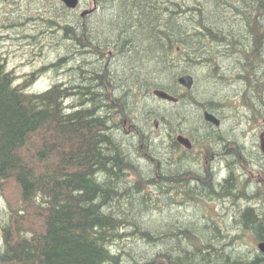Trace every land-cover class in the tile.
<instances>
[{
    "label": "trees",
    "instance_id": "obj_1",
    "mask_svg": "<svg viewBox=\"0 0 264 264\" xmlns=\"http://www.w3.org/2000/svg\"><path fill=\"white\" fill-rule=\"evenodd\" d=\"M94 1L104 11L101 18L93 12L76 25H58L71 39L70 60L85 63L99 57L93 65L86 62L90 68L73 67L75 78L68 83L31 92L32 78L18 82L0 52V194L8 206L1 225L0 264H120L122 253L114 244L128 233L150 245L151 256L137 261L130 255L134 264H264L262 252H237V235L226 240L223 228L204 215H194L203 219L201 225L177 219L155 226L143 219L142 213L152 207L144 189L155 186L165 196L167 182L178 193L184 191L178 184L183 165L170 158L165 172L161 158L152 153L151 135L127 116L124 100L161 88L176 97L183 94L184 106L197 110L221 101L208 91L191 95L177 82L192 62L205 64L211 88L224 82L220 54L210 50L215 45L223 46V55L240 51L245 64L239 53L236 63L245 73H238L252 77L246 84H259L264 79V69L257 72L264 64V0H237V5L212 0L230 7L232 14L221 16H211L201 2L184 8L183 0ZM24 23L20 26L27 30L29 23ZM118 57L124 61L119 74L110 68ZM152 115L147 114L146 124ZM172 121L202 122L188 110L172 114L167 122ZM124 141L133 143L135 155L148 164L147 172L133 161ZM199 173L183 179L186 194L205 197L215 191L218 198H231L236 228L249 229L264 241V206L248 205L250 195L238 191L231 178L220 180L204 169ZM138 195L141 202L133 209ZM239 199L247 202L245 208L237 205ZM127 228L132 231L125 232Z\"/></svg>",
    "mask_w": 264,
    "mask_h": 264
},
{
    "label": "rangeland",
    "instance_id": "obj_2",
    "mask_svg": "<svg viewBox=\"0 0 264 264\" xmlns=\"http://www.w3.org/2000/svg\"><path fill=\"white\" fill-rule=\"evenodd\" d=\"M231 1L236 5L238 3L237 0ZM182 2V7L184 8L185 4L196 6L197 2H201L205 11L208 13L211 12V16L232 14L229 6H223L220 3H212L214 2L212 0H183ZM92 7V0H81L80 7L74 11L70 10L73 8L64 7L60 0H0V52L5 59V66L14 72L16 80H18V82H23L31 77L32 83L28 90L31 92H43L56 82L68 83L70 79H74L75 77L73 76L75 71L73 67L81 66V68H86V62H88V65H91V63L92 65L93 63H98L99 57L96 55L89 57L85 63H83L81 58V61H75L74 59L70 60L69 55L73 52L71 48V39L64 35L62 29H59L60 26L64 25H76L77 19L82 21L80 14L83 9H91ZM102 10L101 7H98L94 11L96 12L95 14L99 13L96 17H102L104 13ZM188 16L189 12H187V15L184 17L187 18ZM50 20L51 23H49ZM24 22L29 23L27 30L22 29V27L24 28ZM16 25H18V27L21 25V29L15 27ZM58 25L60 26L58 27ZM26 35H32L33 37H26ZM212 46L213 45L210 47ZM222 47L223 46L215 45L210 49L211 52L215 53L217 56L220 54V57L218 56L217 58L220 71L225 72V76L238 74L240 71L245 73V68L242 70V67L240 68L236 63L239 53V58L242 61L241 64H245V58L242 56L241 52L239 51L237 53L229 50V54L223 55L222 52L224 49ZM262 57L264 58V55H262ZM59 58L64 59L59 61L60 63H57ZM88 65L87 67L90 68ZM123 65L124 61L119 57L115 58L113 62H110V68L113 73L117 72L119 74V71L122 72ZM187 68L188 73L191 74L195 80V86L193 88L195 93L208 91L211 92L213 96L217 95L216 98H218V96H220V98H225L233 96V88L240 87L243 89L244 86V89L249 90L259 85L257 90L259 92L262 91L264 94V79L259 82V84L253 85L250 84V82L249 84H244L243 82L242 84L227 82L228 79L225 78L223 79L224 82L218 83L215 88H211V86L208 85L210 83V78L208 79V77L211 74L207 73L209 70L205 67L204 63L197 64L196 62H192L189 63ZM263 69L264 64H261L257 68V72L261 74ZM241 74L243 75V73ZM247 77L252 80L251 76ZM207 80L209 83H207ZM118 83L122 84L121 81ZM119 90L120 89H115L114 94H118L117 92H119ZM253 90L255 91V89ZM247 96L250 98L249 95ZM129 97L124 99L125 110L128 112L127 116H132L134 118L133 120L140 127H143L149 132L153 144L151 148L152 153L161 158V144L165 133L164 126L167 122L166 119H161L162 116L170 118L171 115L176 114L178 110L179 112L188 110L192 113H194V110L190 105H185L184 108L181 105L174 108L173 104H167L161 99L154 97L153 94L141 97L140 94L136 93V95L131 94ZM71 101L72 100L69 99L67 105ZM151 111L155 112V115H152V119L149 121L150 123L148 122L146 124L147 114ZM228 113L229 110L226 109L225 114L228 115ZM191 117L192 116H190V118ZM156 118L160 120L155 127L153 126V121ZM115 122H118L117 119ZM228 122L229 120L227 117L225 123ZM124 125H126V123ZM169 125L171 128L177 127V122L172 121V124ZM127 126L128 125H126L125 128H127ZM124 131L126 132V130ZM133 146V143L124 141V148L126 151L132 153L134 157L133 161L139 165L143 172H147L148 164L142 158L135 155ZM130 178L132 180L136 179L134 175H131ZM176 188L177 186H175L173 191L166 193L164 196L157 187H146L144 190L150 193L152 201L150 206L152 207L150 210L142 213L143 219L155 226L177 219L182 222L194 221L197 225L205 223L202 221L203 219L201 220V218L194 216L195 213H197L196 215L198 217L204 215L203 218L205 217L209 220H213L214 223L223 228L226 240H230L234 235H237L238 237H235L236 239H234L233 243V246L235 244L234 248H236L237 252L250 256V254L259 251L257 249V243L259 241L256 240L253 232L244 227L236 228V224L232 217L236 205L235 207H231L229 206L231 204L227 201H223V199V205H221V200H218V197L212 200L210 196L204 197L193 191L188 194L184 193V191L178 193L179 191L177 192ZM183 188L186 189L185 186H183L182 189ZM259 188L263 189L264 184L262 187L260 185ZM209 194L210 193L207 195ZM1 195L2 194H0V233L1 225L7 220L8 211V206L6 205L4 197ZM136 197L138 199H136ZM139 202H141L140 196H135L133 199L135 207L133 206V209L138 208ZM249 203L250 205L256 206L259 202L256 201L253 204V201H251ZM237 205H240L241 208H245L247 202L241 200L237 202ZM124 231L131 232L132 230L127 228ZM125 235L126 236L121 237L120 240H117L114 244V250L122 253L120 254V264H134L133 258L130 257V255L135 257L137 261H141L140 257L142 256H151V252L149 251L150 245L140 239L133 238V235H130V233ZM127 252L131 254H127Z\"/></svg>",
    "mask_w": 264,
    "mask_h": 264
},
{
    "label": "flooded vegetation",
    "instance_id": "obj_3",
    "mask_svg": "<svg viewBox=\"0 0 264 264\" xmlns=\"http://www.w3.org/2000/svg\"><path fill=\"white\" fill-rule=\"evenodd\" d=\"M60 2L66 7L62 1ZM80 4L81 0H79L75 8L70 10H77ZM92 6L91 9H83L80 14L82 19L97 9L94 0H92ZM225 78L228 79H226L227 82L241 84L242 82L246 84V80H248L247 76L240 73L224 76L223 79ZM194 86L195 80L190 89L191 95L195 94L193 91ZM258 86L253 87L255 91L252 88L246 90L244 86L243 89L240 87L233 88V96L231 97H225L218 102L214 100L211 106H204L200 110L192 107L194 113L201 116L202 120V122L195 125L188 121H181L177 124V127L171 128L170 123L166 122L161 144V160L165 165V172L168 173L171 168V165L168 164V160L171 158L173 164L183 165L182 171L178 176V178L182 179L178 183L182 187L186 186L183 179L196 178L200 174L201 169H204L206 173L215 175L220 180L231 178L234 182V187L238 191L244 190L245 193L248 192V195H250L247 201L249 205V202L253 201L254 204L257 201L259 203L256 206H251H264V188H259L260 185L262 187L264 184V151L261 140V135L264 133V94L262 91L259 92L257 90ZM171 94L174 95L173 93ZM183 99L184 96L182 94L177 97L176 102L162 101H166L167 104H179L178 106L184 107L186 100ZM226 109L229 110L228 115L225 114ZM206 111L219 119L218 125L205 119L204 114ZM227 117L229 122L225 123ZM163 119L167 120L168 117H163ZM155 120L158 123L160 119L156 118ZM125 123H127V119H124ZM178 136L184 138L183 141L176 140ZM175 186L166 182L163 188L166 193H170L175 189ZM223 190L226 192L225 189ZM184 193H186V189H184ZM215 193V191L210 193L212 200L216 198ZM218 200H221V205H223V201H227L231 204L229 206H234L233 200L229 197L224 198L223 201L222 198Z\"/></svg>",
    "mask_w": 264,
    "mask_h": 264
},
{
    "label": "water",
    "instance_id": "obj_4",
    "mask_svg": "<svg viewBox=\"0 0 264 264\" xmlns=\"http://www.w3.org/2000/svg\"><path fill=\"white\" fill-rule=\"evenodd\" d=\"M61 1L68 8H75L79 2V0H61ZM177 82L183 88L190 90L194 84V77L189 73H184V74H181L180 76H178ZM152 94L161 100H168V101H172V102L177 101L176 96L172 95L171 93H169L166 90L161 89V88L153 89ZM204 115H205L206 120H208V121H210L216 125L219 124L220 121L215 115H213L207 111L205 112ZM154 123H155V125H157V120H155ZM177 139L179 141H183L184 138H182L181 136H178ZM261 140H262V149L264 151V133H262V135H261ZM257 249L259 250V252H262L264 254V241H259L257 243Z\"/></svg>",
    "mask_w": 264,
    "mask_h": 264
},
{
    "label": "bare ground",
    "instance_id": "obj_5",
    "mask_svg": "<svg viewBox=\"0 0 264 264\" xmlns=\"http://www.w3.org/2000/svg\"><path fill=\"white\" fill-rule=\"evenodd\" d=\"M179 87V86H178ZM183 89V88H182ZM181 90V89H180ZM166 102V101H165ZM175 105V104H174ZM175 139V138H174ZM176 140H178L177 138H176ZM173 141V140H172ZM179 142V141H178ZM161 155V154H160ZM130 156V155H129Z\"/></svg>",
    "mask_w": 264,
    "mask_h": 264
}]
</instances>
